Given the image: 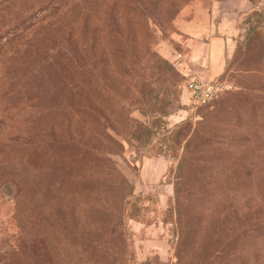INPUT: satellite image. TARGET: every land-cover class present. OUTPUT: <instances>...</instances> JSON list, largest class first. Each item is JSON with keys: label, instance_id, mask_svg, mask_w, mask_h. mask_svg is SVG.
<instances>
[{"label": "trees", "instance_id": "16d2710c", "mask_svg": "<svg viewBox=\"0 0 264 264\" xmlns=\"http://www.w3.org/2000/svg\"><path fill=\"white\" fill-rule=\"evenodd\" d=\"M187 1L0 0V94L4 103L15 100L13 119L0 120V155L17 178L20 220L58 232L63 216L77 218L54 201L46 219L42 195L51 181L65 179L70 199L93 191L97 225L117 224L132 185L80 124L91 119L128 143L140 138L137 129L163 128L160 116L178 96L179 83L152 45ZM241 45L225 70L250 48L259 47L264 58V31L250 25ZM250 68L234 65L239 88L213 99L189 133L165 134L171 148L180 147L169 169L166 207L176 232L171 264H264V125L255 121H264V87L246 84ZM30 99L32 106L44 102L42 109H26ZM240 102L244 126L235 128L230 111ZM134 108L147 119L132 117ZM9 166L2 164L3 174ZM94 226L93 254L104 250L114 230Z\"/></svg>", "mask_w": 264, "mask_h": 264}, {"label": "rangeland", "instance_id": "374dc122", "mask_svg": "<svg viewBox=\"0 0 264 264\" xmlns=\"http://www.w3.org/2000/svg\"><path fill=\"white\" fill-rule=\"evenodd\" d=\"M252 1L255 3L251 4V0H188L175 15L171 27L162 34L157 33L152 46L173 65L179 83L178 96L167 103L165 112L160 116L163 128L152 130L149 134L145 129H137L140 138L128 143L112 129L102 130L91 119L80 124L85 135L132 185V194L123 203L116 225L106 227V223L102 222L97 225L93 216V191H84L82 195L70 199V195L64 193L65 184L68 183L65 179V184L51 181L42 195L48 204L46 219L52 217L54 201L63 207L64 213L75 211L78 212V217L65 219L63 216L64 225L58 232L47 225L48 230L42 231L37 224L23 222L18 217L19 206H16L19 190L17 178L9 163L2 162L0 155V264H93V258L102 259L104 264H171L174 260L176 232L173 229L174 216L170 215L166 207L172 194L169 169L174 166V153H179L180 147L171 148L164 139L165 134L175 129L181 135H186L193 129L201 112L211 109V103L215 99L237 90L239 86L233 76V67L237 63L242 67L255 69L246 73L250 78L245 80L246 84L258 89L264 87V73L259 70L264 69V58L258 52L259 47L246 50L225 70L228 62L235 58V51L239 47L243 48L241 42L245 39L249 26L256 24L257 29L264 31V0ZM247 12L249 19H246ZM192 18L204 27V34L194 36L180 29L181 22L183 24ZM212 36L218 37V46L222 45L221 53L215 58L210 54V46L207 44ZM191 73L225 80L231 84V88L217 94L208 103L210 105L200 107L201 105L191 100L187 89L182 86ZM13 101L4 103L0 94V120H9L8 117L13 119ZM27 101L29 104H26V109L35 112L44 105L41 102L32 106L35 100ZM50 104L47 105L52 111L56 102ZM245 109L244 103L240 102L230 111L231 121L236 122L233 125L235 128L244 126L242 114ZM129 114L139 120L147 119L136 108L131 109ZM255 121L264 125L261 116ZM109 135L120 139L122 146H116ZM1 149L0 144V151ZM2 164L9 166L4 174ZM66 197L69 202L65 201L63 204ZM64 206L70 208L66 209ZM59 210L62 214V209ZM18 224L24 225L23 231L19 230ZM93 226L98 232L114 228L111 240L102 246L104 250L95 254Z\"/></svg>", "mask_w": 264, "mask_h": 264}, {"label": "built area", "instance_id": "2783aa9c", "mask_svg": "<svg viewBox=\"0 0 264 264\" xmlns=\"http://www.w3.org/2000/svg\"><path fill=\"white\" fill-rule=\"evenodd\" d=\"M182 86L187 89L189 97L196 104L206 103L221 91L231 88V84L225 80L208 78L196 73L187 75Z\"/></svg>", "mask_w": 264, "mask_h": 264}, {"label": "crops", "instance_id": "0c3cea01", "mask_svg": "<svg viewBox=\"0 0 264 264\" xmlns=\"http://www.w3.org/2000/svg\"><path fill=\"white\" fill-rule=\"evenodd\" d=\"M240 3H242V2H240ZM181 23L179 25L180 29L183 30V31L190 32L194 36H200V35H202V34H204L206 32V31H204L205 29H203L204 27H202L201 25H199L198 23L195 22V18H192L191 20H187L183 24H181ZM207 44L210 46V51H211L210 54L214 58L216 56H218V54L221 53L222 45L218 46L219 45V41H218V37L217 36L210 37L209 40H207Z\"/></svg>", "mask_w": 264, "mask_h": 264}]
</instances>
